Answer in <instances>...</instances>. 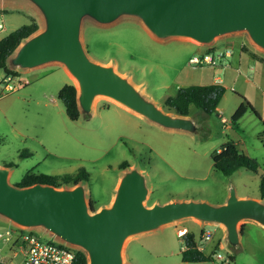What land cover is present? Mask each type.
I'll return each instance as SVG.
<instances>
[{"label": "rangeland", "instance_id": "obj_1", "mask_svg": "<svg viewBox=\"0 0 264 264\" xmlns=\"http://www.w3.org/2000/svg\"><path fill=\"white\" fill-rule=\"evenodd\" d=\"M34 20L39 23L36 33L43 28L37 8L25 0H0V22L5 25L0 29V39ZM81 39L92 59L113 63L164 110L175 113L166 99L180 87L218 83L225 92L212 113L190 108L189 116L204 127L198 133L167 129L141 115L121 113L113 107L130 109L107 96L96 97L92 115L81 114L72 120L58 94L66 83L76 85V81L63 64L51 62L30 70L10 66L14 77L0 82V166L13 164L12 184L19 185L27 173L76 174L84 168L89 180L79 183L85 184L87 199L93 210H98L111 203L125 170L121 172L119 164L128 161V167L139 168L147 177V205L173 199L218 204L226 200L231 186L240 197L260 198L264 176V49L247 32L218 36L210 44L187 37L158 39L140 19L122 16L108 24L85 18ZM205 54L216 62H191L192 57ZM6 84L17 89L8 90ZM247 101L255 111L249 107L234 121L236 111ZM228 142L255 160L257 170L239 167L231 175L216 170L212 155ZM72 186L65 183L60 187ZM239 226L244 231L241 243L234 248L226 242L222 225L182 219L128 238L124 260L128 264H264V227L252 220H242ZM21 227L0 216V232L11 231L8 237L0 238V260L8 264L21 263L17 241ZM31 229L42 240L57 241L42 228ZM185 229L195 235L204 253L209 254L218 241L217 253L232 255L233 260L224 262L214 254L212 261H184ZM204 231L211 232L210 239L204 238Z\"/></svg>", "mask_w": 264, "mask_h": 264}, {"label": "water", "instance_id": "obj_2", "mask_svg": "<svg viewBox=\"0 0 264 264\" xmlns=\"http://www.w3.org/2000/svg\"><path fill=\"white\" fill-rule=\"evenodd\" d=\"M25 1L39 11L43 28L19 44L8 59L9 66L30 70L51 62L63 64L76 81L77 102L84 115L93 114L97 96H107L164 128L191 133L204 129L189 115L164 110L113 63L92 59L81 39L85 18L108 24L132 16L158 39L187 37L202 44L245 31L264 49V0ZM11 171L9 165L0 166V216L24 228H42L79 247L88 264H128L123 256L128 238L186 218L222 225L226 242L234 248L241 243L242 220L264 227V200L240 197L234 186L218 204L173 199L147 205V177L139 168L128 167L120 175L111 203L93 210L82 182L72 187L41 182L21 186L9 181Z\"/></svg>", "mask_w": 264, "mask_h": 264}, {"label": "trees", "instance_id": "obj_3", "mask_svg": "<svg viewBox=\"0 0 264 264\" xmlns=\"http://www.w3.org/2000/svg\"><path fill=\"white\" fill-rule=\"evenodd\" d=\"M38 28L39 23L37 20H34L28 24L20 26L0 39V71L5 74H12L14 72L8 64V58L14 53L19 44L33 34ZM224 92L225 87L218 83L180 87L174 96H170L166 99V105L169 106L176 114L180 115H189L190 108L192 106H195L209 114L217 110L218 104ZM58 96L64 103L67 116L72 120L78 119L82 113L77 102L76 85L74 83H66L60 89ZM249 107L255 111L251 103L247 101L246 104H242L238 108L232 119L237 121ZM262 135V137H264V132ZM212 159L214 168L221 171L224 175H231L239 167L257 170L256 161L251 159L248 155L239 152L237 145L234 142L226 143L220 151H217L212 155ZM12 165L13 164H9V166ZM128 166V161H123L119 164V167L122 170L126 169ZM88 180L89 173L84 168H81L76 174L33 175L27 173L19 185L25 186L41 182L60 187L65 183L76 185L80 181ZM260 198L264 199V176L261 177ZM91 206L92 209H94L92 203ZM184 243L185 248L182 250V259L190 262L214 260V254L217 253L220 245L217 241L211 252L206 254L203 249L199 248L195 235L192 232H186L184 234ZM229 257L231 260L234 258L232 255H229ZM0 264L8 263L0 260ZM72 264H88L87 255L82 249L76 250V256Z\"/></svg>", "mask_w": 264, "mask_h": 264}, {"label": "built area", "instance_id": "obj_4", "mask_svg": "<svg viewBox=\"0 0 264 264\" xmlns=\"http://www.w3.org/2000/svg\"><path fill=\"white\" fill-rule=\"evenodd\" d=\"M5 27L3 21L0 22V29ZM227 54V52H226ZM191 62L196 64H201L202 62L215 63L216 60L210 55L205 54L202 58L197 56L191 58ZM12 74H0L1 81H9L13 78ZM8 90H16L17 87L12 84H6ZM31 228L21 227L19 230V237L17 241L22 252V260L20 264H72L76 256V246L68 244L58 238L57 241L52 240H42L36 233L31 231ZM187 229H185L182 234H185ZM11 233L7 230L5 233L0 232V238L8 237ZM204 238L206 240L210 239L211 232L204 231ZM185 246L183 247V249ZM200 248V247H199ZM202 249V248H201ZM216 258L228 262L230 257H225L221 253L215 254Z\"/></svg>", "mask_w": 264, "mask_h": 264}, {"label": "crops", "instance_id": "obj_5", "mask_svg": "<svg viewBox=\"0 0 264 264\" xmlns=\"http://www.w3.org/2000/svg\"><path fill=\"white\" fill-rule=\"evenodd\" d=\"M64 70H66V69H64ZM67 74H68V72L67 71H65ZM113 108H115L116 110H119V112H121V113H125V114H129V115H133V116H138V117H141L140 115H138V114H136V113H134V112H132V111H130V110H127V109H125V108H122V107H113ZM95 112V111H94ZM123 170H121V172H122ZM120 178V177H119ZM119 178H118V180H119ZM118 182V181H117ZM229 195V194H228ZM112 197H113V195H112ZM111 197V198H112ZM257 198H259V197H257ZM260 199H262V198H260ZM244 231V230H243ZM243 231H242V234H243Z\"/></svg>", "mask_w": 264, "mask_h": 264}, {"label": "bare ground", "instance_id": "obj_6", "mask_svg": "<svg viewBox=\"0 0 264 264\" xmlns=\"http://www.w3.org/2000/svg\"><path fill=\"white\" fill-rule=\"evenodd\" d=\"M143 24V23H142ZM145 27V26H144ZM146 28V27H145ZM147 29V28H146ZM148 30V29H147ZM65 68V67H64ZM66 69V68H65ZM67 71V70H66ZM68 72V71H67ZM68 74H69V72H68ZM70 75V74H69Z\"/></svg>", "mask_w": 264, "mask_h": 264}]
</instances>
